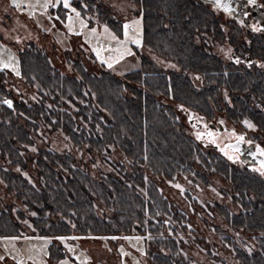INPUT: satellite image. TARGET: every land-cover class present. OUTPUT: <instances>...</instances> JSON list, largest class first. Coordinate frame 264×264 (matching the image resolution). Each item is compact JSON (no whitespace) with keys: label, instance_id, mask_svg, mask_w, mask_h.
I'll use <instances>...</instances> for the list:
<instances>
[{"label":"flooded vegetation","instance_id":"obj_1","mask_svg":"<svg viewBox=\"0 0 264 264\" xmlns=\"http://www.w3.org/2000/svg\"><path fill=\"white\" fill-rule=\"evenodd\" d=\"M219 2L0 0V264H264V0Z\"/></svg>","mask_w":264,"mask_h":264},{"label":"snow or ice","instance_id":"obj_2","mask_svg":"<svg viewBox=\"0 0 264 264\" xmlns=\"http://www.w3.org/2000/svg\"><path fill=\"white\" fill-rule=\"evenodd\" d=\"M57 2H60V0H57ZM215 2L217 4V6H221L219 0H215ZM12 3L16 7H19L20 6V4L18 3V0H12ZM43 6L46 8L48 5L46 3ZM52 6L55 7L56 5L53 4ZM63 7L65 9H69L70 8L71 11L75 13V16H76L77 19L80 17V12H78L76 10V8H74V7L71 6L70 0H63ZM84 7L86 8L87 5H84ZM224 7L227 10V7L226 6H224ZM68 19L69 20H72L73 18L71 16H69ZM139 25H140V21L139 20L132 21L131 24L125 23L123 25V28H124V36H125L126 40L125 41H122L121 43H126L127 40H131V42L133 44L139 45L140 44V39L138 38L139 37V34H140L139 33V27H138ZM81 27H84L83 21H81ZM70 30H71V28H70ZM256 30L259 31V29H256ZM92 31L95 32V29H93ZM105 32H108V29L106 27H105ZM130 33H132L133 35H130ZM109 35H111V38L112 39H114V40L116 39V36L115 35H112L111 33H109ZM94 51H96V54L99 57L101 50L100 49H94ZM132 54L133 53L131 52L130 49H125L124 52H122L120 54V56L118 57V59H123L124 55H132ZM105 62H107V61H105ZM237 62H239V61H237ZM9 66L10 65L8 63H4L3 65H0V67H3V68H8ZM112 66H113L112 63H108V67L109 68H112ZM261 66L264 67V65H261ZM12 70L15 71L17 75H19V72L16 70L15 66H13ZM3 103L7 104L9 107H12V102L10 100H5V101H3ZM244 123L247 124V126L249 128H253L254 127V125L251 122H249V121H244ZM201 135L202 134H197V139H200L201 138ZM208 135H212V133H208ZM237 139H238V141H240V140H243L244 138L243 137H238ZM212 143H215V140H213ZM225 147L226 148H233L235 152H240L241 151V149L239 148V145L238 144L237 145H226ZM33 150H35V149H33ZM220 150H221V152L224 153L225 156H227V158L229 160H233V156L229 155L228 152L225 151V148H221ZM257 152L259 153L260 156H264V148H259V146H257ZM248 154L251 155L253 157V159L256 158V153H251L250 152ZM237 159H238V157H237ZM252 170L255 171V172H257V173H259L261 176H264V159H262V160L259 161V167H253ZM33 215H35V213H33ZM5 239H8V238H5ZM11 239L12 240H15V239H17V237H12ZM42 239H44L45 244L40 249V251H42L43 254L45 256H47L48 255V252L46 250V245L49 243V241H48L47 238H42ZM57 239H59L61 241H64L66 238H64V237H57ZM67 239H76V238L75 237H72V238H67ZM111 239H117V238L116 237H112ZM125 239H128V238L125 237ZM69 250H71V249H69ZM31 258L32 257H30V259ZM0 260H3V257H0ZM18 264H23V262L22 261H18ZM39 264H44V262L43 261H40ZM61 264H67V262L66 261H62Z\"/></svg>","mask_w":264,"mask_h":264},{"label":"trees","instance_id":"obj_3","mask_svg":"<svg viewBox=\"0 0 264 264\" xmlns=\"http://www.w3.org/2000/svg\"><path fill=\"white\" fill-rule=\"evenodd\" d=\"M70 2L72 3V6L74 8H77L78 10H80V8L82 6V0H70ZM54 4L56 6L53 7L52 6L53 4H51V7L49 8L50 11H54V10L61 11V12H65L66 11V9L63 7V0H60V2H57V0H55V3ZM261 90L264 91V82L262 84V89ZM53 100H55V98ZM41 110H44V108H42ZM46 110H47V114H48V117H49L50 120H52V118H54V120H56L57 117L59 116L60 109L54 111V110H51V109L46 108ZM63 110L64 109H62L61 111H63ZM36 111L39 112V109L37 108ZM63 113H65V112H63ZM40 116L43 118V116H42L41 113H40ZM248 117L251 118L250 116H248ZM254 119L256 121V118H254ZM257 120L262 125V127L264 128V115L260 113L259 114V118ZM48 158L51 160V163H57V160L55 159L54 155H52V156H50ZM255 195H256V197L258 199V195L256 193H255ZM262 203L264 204V195H263ZM256 212H257V216L255 217V219L256 220L257 219H261V220L264 221V206H263V209H257ZM260 224L261 223L259 221V224L257 226H261ZM261 227L264 230V224ZM263 245H264V241H263Z\"/></svg>","mask_w":264,"mask_h":264},{"label":"rangeland","instance_id":"obj_4","mask_svg":"<svg viewBox=\"0 0 264 264\" xmlns=\"http://www.w3.org/2000/svg\"><path fill=\"white\" fill-rule=\"evenodd\" d=\"M10 1L12 2V0H10ZM27 1H28V3H30V7H29L30 10L28 9L29 10L28 13L33 14V13H35L32 11L34 8H38V7H39V9L45 8L43 5H45L49 0H27ZM33 17H34V14H33ZM69 25H70V23H69ZM4 63H8L10 65L8 67V69L12 70L13 66H15L16 70L19 72V63L17 61V57H16L15 53H13L8 47H4V44L0 42V65H3ZM13 72L15 73V71H13ZM127 256L130 259V261H132L131 255L128 254ZM77 260L80 261V262H78L79 264H86L81 259H77ZM62 261H66L67 264H75L67 258L59 260L57 262V264H61ZM122 264H125V263L122 262Z\"/></svg>","mask_w":264,"mask_h":264}]
</instances>
